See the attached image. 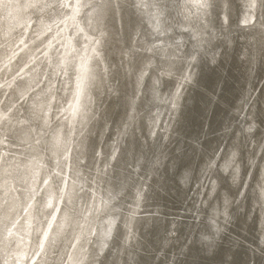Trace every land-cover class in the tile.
Returning <instances> with one entry per match:
<instances>
[{"label":"bare ground","instance_id":"bare-ground-1","mask_svg":"<svg viewBox=\"0 0 264 264\" xmlns=\"http://www.w3.org/2000/svg\"><path fill=\"white\" fill-rule=\"evenodd\" d=\"M0 264H264V0H0Z\"/></svg>","mask_w":264,"mask_h":264},{"label":"rangeland","instance_id":"rangeland-1","mask_svg":"<svg viewBox=\"0 0 264 264\" xmlns=\"http://www.w3.org/2000/svg\"><path fill=\"white\" fill-rule=\"evenodd\" d=\"M16 47V46H15ZM106 87L113 86L110 83L106 84ZM121 110L125 116L127 123L131 118L130 109L124 104V102L115 103L113 95L99 96L97 98V107L92 112L94 115L93 124L90 127V133H86L82 138L83 146L80 148V152L85 151V161L87 166V174L89 178V189L91 190V199L93 191L96 190V185L104 178L106 167L110 164L116 153L123 147V132L118 134V138L114 145L101 146L100 150H97L95 136L99 133L101 126H105L106 131L109 124L112 121V117L117 111ZM126 123V124H127ZM102 127V128H103ZM127 130V127H125ZM129 216H125L124 222L127 226V239L134 240V234L132 232L133 217L136 215V205L130 206ZM124 244L122 239L121 247ZM127 246V245H126Z\"/></svg>","mask_w":264,"mask_h":264}]
</instances>
